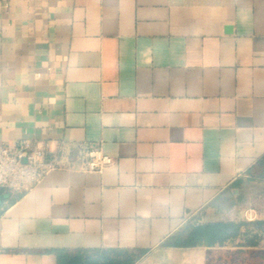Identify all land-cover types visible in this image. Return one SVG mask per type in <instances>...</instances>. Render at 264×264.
<instances>
[{
    "label": "crops",
    "instance_id": "0c3cea01",
    "mask_svg": "<svg viewBox=\"0 0 264 264\" xmlns=\"http://www.w3.org/2000/svg\"><path fill=\"white\" fill-rule=\"evenodd\" d=\"M23 139L66 143L71 160L91 142L111 163L0 190V264L97 249L222 264L255 249L236 243L242 226L174 241L234 221L264 161V0H0V148Z\"/></svg>",
    "mask_w": 264,
    "mask_h": 264
},
{
    "label": "built area",
    "instance_id": "2783aa9c",
    "mask_svg": "<svg viewBox=\"0 0 264 264\" xmlns=\"http://www.w3.org/2000/svg\"><path fill=\"white\" fill-rule=\"evenodd\" d=\"M68 144L50 150L38 142L18 140L0 148V190L14 195L37 186L53 170L75 169L100 171L111 163V157L94 143L76 144L75 158H69ZM257 212L248 207L243 219L254 221Z\"/></svg>",
    "mask_w": 264,
    "mask_h": 264
},
{
    "label": "rangeland",
    "instance_id": "374dc122",
    "mask_svg": "<svg viewBox=\"0 0 264 264\" xmlns=\"http://www.w3.org/2000/svg\"><path fill=\"white\" fill-rule=\"evenodd\" d=\"M253 175L254 177L246 180L241 187V199L232 217L242 222L243 231L238 236L239 240L236 239V243L239 244L241 240L246 243L252 241L255 249H239L237 254L235 253L237 256H234L235 249L226 248L224 251L228 252L229 256L222 264H264V164H260ZM248 207L254 208L257 212L254 221L243 219L244 210ZM232 242L235 241L230 240L227 245L232 247L234 245Z\"/></svg>",
    "mask_w": 264,
    "mask_h": 264
},
{
    "label": "trees",
    "instance_id": "16d2710c",
    "mask_svg": "<svg viewBox=\"0 0 264 264\" xmlns=\"http://www.w3.org/2000/svg\"><path fill=\"white\" fill-rule=\"evenodd\" d=\"M264 164V161L260 162ZM241 221L225 220L195 225L183 240H175L178 245H193L197 241L208 244L221 243L238 234ZM260 224V222H258ZM143 253L142 250L97 249L93 251H57L56 264H133Z\"/></svg>",
    "mask_w": 264,
    "mask_h": 264
}]
</instances>
